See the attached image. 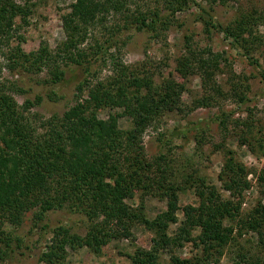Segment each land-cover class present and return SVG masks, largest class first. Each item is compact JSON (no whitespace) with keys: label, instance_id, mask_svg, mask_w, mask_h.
<instances>
[{"label":"trees","instance_id":"1","mask_svg":"<svg viewBox=\"0 0 264 264\" xmlns=\"http://www.w3.org/2000/svg\"><path fill=\"white\" fill-rule=\"evenodd\" d=\"M202 1L205 2L163 0L168 9L163 15L157 8L122 14L129 12V9L124 10L128 0H75L70 3V11L62 16L65 40L61 46L54 52L43 45L36 51L25 52L21 46L23 38L17 31L20 23L26 22L33 3L0 0V50L9 45L12 37L17 38L16 45L7 49L10 66L27 63L37 70L46 67L50 86L59 85L64 79L65 66L72 64L84 72L83 78L74 85L73 103L62 114L54 113L38 120L37 124L25 113L39 104L41 98L26 99L18 106L0 81L1 261L27 252L28 246L16 230L28 213L40 234H50L38 257L44 264H65L68 248L86 246L99 254L112 240H133L135 225L151 231L152 237L148 248L135 247L129 255L131 264H163L161 252L171 254L170 264H208L219 258L234 228L238 234L247 230L254 232L258 243L264 245V204L258 201L247 214L240 213L242 197L250 182L246 166L234 158L232 150H227L218 175L229 197L216 195L214 185H205L204 179L198 176L191 181L198 189V205L179 207L178 191L184 187L174 181L164 154L160 152L152 160L147 159L141 139L145 129L163 115L175 111L188 114L181 98L184 84L172 76L162 78L157 84L151 74L127 66L110 53L112 48H118L123 29L155 31L160 23H170L176 12L195 6L199 10L197 20L207 32L221 33L231 47L243 49L252 63L259 64L249 47L257 39L256 15L242 13L223 24L216 19L214 7L209 5L207 9ZM119 13L124 17L121 27L107 29L109 35L101 43L96 41L90 51L81 48L87 35L92 33L88 31L91 27L105 28L107 16ZM185 37L188 43L176 59L174 70L182 77L199 74L205 95L195 100L193 107L212 106L218 97L225 96L216 83L220 55L208 49H194L190 38ZM109 59L111 73L100 77L91 72L95 63H106ZM1 69L0 62V74ZM90 77L95 78L94 83ZM262 78L264 80V71ZM234 87L231 98L236 97L233 100L239 106L245 102V97ZM49 92L58 95L53 87ZM101 110H107V118L98 117ZM226 114L228 112H222L219 120L223 130H228ZM124 117L129 120V127L120 126L119 119ZM239 124L237 120L235 125ZM245 125L251 128V124L244 121L242 126ZM193 129L201 134L207 130L192 123L161 133L159 140L170 146L173 139ZM195 137V143L202 144L203 136ZM137 191L166 200V208L152 218L147 217L143 205L133 207L126 202ZM178 209L183 213L181 220L177 216ZM58 210L84 216L90 223L86 233L72 232L62 222L51 226L49 213ZM175 223L178 225L169 234L170 225ZM195 228H199V232L192 237ZM188 241L199 253L188 258L173 255L175 248ZM249 264L264 262L255 258Z\"/></svg>","mask_w":264,"mask_h":264},{"label":"rangeland","instance_id":"2","mask_svg":"<svg viewBox=\"0 0 264 264\" xmlns=\"http://www.w3.org/2000/svg\"><path fill=\"white\" fill-rule=\"evenodd\" d=\"M23 3L24 0H17ZM33 3L31 12L25 23H20L17 34L23 38L21 46L25 52L36 51L41 45L47 46L53 52L56 47L61 46L65 40V32L62 24V16L70 11V3L75 0H28ZM202 5L207 9L209 5L214 7L216 19L223 24L234 16L253 12L258 19L255 28L257 39L250 43L251 55L258 58L259 64L251 62L244 54L243 49L233 48L223 39L222 34L212 30L207 32L204 25L197 20L198 9L195 6L183 11H178L171 18L170 23L158 25L154 30L123 29L118 40V48L114 47L110 53L117 55L123 63L131 68H136L143 73L151 74L155 83H159L164 77L172 76L174 80L184 84L182 92V104L186 112H170L156 120L153 125L148 126L142 135V144L147 159L152 160L158 154H164L169 167L173 171V179L183 189L178 191V204L182 208L187 204L198 205V189L192 180L198 176L204 179L207 186L214 185L216 195L229 197V191L225 190L218 179L219 172L227 154L232 150L234 158L243 163L247 169V180L249 188L244 191L240 206V213L247 214L258 201L264 204V0H204ZM163 0H128L125 13H139L148 9H159L162 14L168 13ZM122 14H109L103 26L91 27L81 48L90 51V47L98 41L103 42L109 35L111 28L123 25ZM114 30V29H113ZM112 30V31H113ZM115 31V30H114ZM185 36L190 38L191 47L201 51L211 50L220 55V66L216 75V83L221 86L225 96L218 97L212 106L193 107L194 101L205 95L201 86L199 74H189L182 77L174 70L176 59L184 51L188 43ZM252 39V38H250ZM17 38L12 37L9 45L0 50L1 76L0 81L6 87V91L13 97L18 106L26 99L41 98V102L29 109L28 114L31 121L36 124L38 120L48 118L52 114H62L74 101L75 86L80 81L84 72L74 65L65 66L64 79L59 85L50 86L49 69L42 67L36 69L27 63L10 66L8 62L7 49L14 47ZM112 62H97L91 68V72L100 77L111 73ZM94 76V74L92 75ZM94 83V77H90ZM236 86L237 93L243 94L245 102L237 106V101L231 98V88ZM55 88L58 95H52L49 90ZM235 88V87H234ZM86 96V94H84ZM192 109V110H191ZM226 114L228 130L219 126V120ZM229 112H233L229 114ZM107 110L98 112V117L107 118ZM239 120V126L235 122ZM241 121V122H240ZM251 124L242 126L243 122ZM197 123L207 129L203 134L197 130L182 134L171 142L170 146L162 144L160 134L174 127L191 126ZM119 124L122 128L130 126L128 119L120 118ZM195 135L201 137L202 144L195 143ZM178 136V135H177ZM199 138V137H198ZM161 152V153H160ZM141 193V194H140ZM137 191L132 199L126 200L133 207L143 205L145 215L154 217L166 208V200L159 199L152 194H142ZM179 220L183 219L181 209H178ZM50 225L58 222L70 227L72 232L84 235L89 226L87 219L81 214L69 213L58 210L49 213ZM31 215L28 213L23 224L16 230L24 238L28 250L24 255L15 254L13 258L1 261L0 264H44L38 260L43 245L47 243L50 234L42 235L33 227ZM228 225L229 221H225ZM178 224H172L168 233L172 234ZM34 228V229H33ZM237 229L230 241L222 248V253L216 261L208 264H249L255 258L264 262V245L258 243V236L251 231H242L238 234ZM199 232L195 228L192 237ZM133 240H112L99 254H94L88 247L82 246L72 250L68 248L69 254L65 264H131V255L136 246L148 248L151 244L152 232L141 225L133 227ZM22 248L21 250H24ZM18 252L20 250H17ZM199 253L191 241L185 242L182 247L175 248L173 255L188 258ZM171 254L161 252L160 259L163 264H170ZM244 258V261L242 260Z\"/></svg>","mask_w":264,"mask_h":264}]
</instances>
